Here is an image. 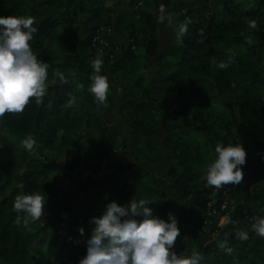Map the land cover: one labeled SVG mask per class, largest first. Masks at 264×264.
Instances as JSON below:
<instances>
[{
	"label": "trees",
	"instance_id": "16d2710c",
	"mask_svg": "<svg viewBox=\"0 0 264 264\" xmlns=\"http://www.w3.org/2000/svg\"><path fill=\"white\" fill-rule=\"evenodd\" d=\"M117 1L0 0V17L35 18L37 32L30 45L37 58L49 66L40 102L30 98L22 112L0 117V135H5L0 140V191L3 185L17 184L21 192H40L47 201L42 219L24 227L15 223L23 214L13 210V202L0 199V264H78L91 237L90 218L99 216L110 201L123 206L132 199L146 198L154 215L166 221L168 213L174 212L173 199L156 187L157 181L145 182L136 174L125 185V177L132 171L125 157L110 175L84 180L70 175L78 167L83 173L101 170L100 159H86L80 146L90 128L100 135L98 140L87 141L91 150L109 138L111 120L104 121L92 112L109 103L118 104L115 117L122 118L132 135L147 140L165 135L162 145H145L141 160L155 169L148 171L149 175L156 171L169 178L175 201L181 205L184 227L196 230L194 222L198 220V229L203 231L214 211L215 220L232 218L218 245L206 246L195 232L187 234L180 229L172 250L189 256L188 240L194 252L204 257L203 264H264V237L252 228L253 218L264 216V0H164L166 19L161 27L154 12L139 6H149L153 0H124L129 3L124 14L117 13L115 8L122 6V0ZM112 14H118L120 39L141 28L145 56L159 62L165 60L160 52V32L172 25L176 43L170 55L176 63L169 74L147 81L149 63L135 80L139 58L132 48L118 61L103 58L101 74L108 78L122 72L127 82L119 97H106L99 103L89 91L95 60L90 52L91 34L108 27ZM135 14L139 15L137 22L133 21ZM82 15L87 16L82 23L87 38L68 47L64 62L59 63L57 51L50 45L62 44L60 28ZM252 20L255 29L249 28ZM186 21L187 31L178 38V26ZM247 39L252 40L251 45ZM222 61L228 63L224 69L218 67ZM52 72L54 81L48 83ZM61 75L66 83L61 82ZM72 97L75 101L68 106ZM241 130L246 132L244 179L234 191L221 188L213 197L215 187L202 179L210 163L206 145L191 144L190 140L202 136L207 145L238 143ZM116 133L108 143L123 148L126 139ZM28 136L36 141L31 150L21 143ZM89 192L96 193V206L84 200ZM230 196L234 211H221ZM213 199H217L214 205ZM72 225L84 228L79 239L62 233ZM240 230L248 233V239L238 238ZM47 240L46 250L41 251Z\"/></svg>",
	"mask_w": 264,
	"mask_h": 264
},
{
	"label": "clouds",
	"instance_id": "9594fccd",
	"mask_svg": "<svg viewBox=\"0 0 264 264\" xmlns=\"http://www.w3.org/2000/svg\"><path fill=\"white\" fill-rule=\"evenodd\" d=\"M158 22L166 19L165 9L160 8ZM32 16L0 17V117L5 113H20L35 98H40L46 91L48 64L39 60L33 53L30 41L37 29L33 27ZM187 21L178 26L177 36L182 37L187 31ZM254 20L249 28L255 29ZM251 45L252 40L247 39ZM215 63V61H213ZM102 61L97 58L92 62L93 73L90 75L89 91L99 103L106 100L109 90L107 76L101 74ZM227 62H220L218 67L224 69ZM61 82L65 78L60 76ZM72 97L67 101L71 106ZM22 147L31 150L36 141L28 136ZM215 158L207 165L202 179L207 185L221 188L229 184L239 185L244 179L242 166L246 164L247 152L242 143H218L215 146ZM44 196L40 192L18 193L12 208L18 215L15 223L28 227L35 223L46 211ZM150 200L142 198L121 206L116 201L108 202L99 216L90 218L91 237L86 241V255L78 264H203L204 257L193 252L189 256L178 255L173 245L180 235L179 221L172 213L168 220L154 215L148 207ZM255 233L264 237V216L254 217ZM81 235L84 228L78 229ZM237 236L248 239V233L240 230Z\"/></svg>",
	"mask_w": 264,
	"mask_h": 264
},
{
	"label": "rangeland",
	"instance_id": "374dc122",
	"mask_svg": "<svg viewBox=\"0 0 264 264\" xmlns=\"http://www.w3.org/2000/svg\"><path fill=\"white\" fill-rule=\"evenodd\" d=\"M120 1V0H118ZM117 1V2H118ZM153 3L149 6H145L144 4H140V8H143L147 11H152L158 17L160 14V8L163 6L164 0H153ZM129 3L127 1L122 0V6H117L115 9L118 14H124L126 10H128ZM139 6H137L139 8ZM164 7V6H163ZM136 9V8H134ZM165 9V8H164ZM133 10V8H132ZM118 14L109 15V26L102 27L99 30L93 32V44L90 49L91 54L94 52L95 56L94 59L99 58L102 60L103 58L111 60V62L118 61L121 59L126 50L128 48H132L135 52L137 57L139 58L136 62V74L135 80L138 76H140L146 67V64H150L151 67L149 72L147 73L146 80L150 81L153 79H160L165 75L169 74L173 71L174 65L176 63V59L170 55L171 51L175 48V39L173 38V29L172 25L167 28L166 32L163 30L160 32V41H161V48L160 52L165 55V60L162 62L157 61V59H150L145 56V47L142 44L141 39L142 37V29L137 28L134 33L129 37H125L120 39L119 31H117L116 23L118 19ZM87 16L82 15L74 22L69 23L68 25L62 26L60 28V35L63 37L62 44L59 42H53L50 46L52 49L57 51V60L59 63L64 62V58L67 56V48L71 45L78 43L87 38L86 31L82 23L86 20ZM139 19V15H134V22H137ZM175 19V17L173 18ZM158 20V19H157ZM161 25L163 22H158ZM93 59V54H92ZM55 78V73L52 72L49 76L48 83H52ZM109 82V90L107 92V97H119L121 91L124 89V84L127 82L124 78V73L119 72L115 76L108 77ZM133 83L129 81L128 86L132 85ZM211 106H209L210 108ZM118 110L117 103H109L107 106L100 105L96 109H93L92 112L94 115L101 117L104 121L111 120V123L107 126L109 131L107 132V136L109 138L105 139V141L96 144L98 146L96 149L91 150V146L87 142L91 138L99 139L100 135H95V131L91 128L84 132V141L80 146L81 152L84 154L86 159H94L97 161L100 159L101 163V170L95 174L92 171H87L83 173L82 168L78 167L73 172H70V175H74L76 178L79 179H86L88 176H92L94 179H97L101 176L110 175L116 164L125 157L127 159L128 164L132 167V171L128 176L125 177L124 183L128 182V179H135L136 174L140 179L145 182H158L156 187H160L163 191L169 194V196L174 201V212L173 214L179 221L178 227L181 231L185 233H192L195 232L199 236V240L204 243L206 246H216L219 244L220 239L223 236L225 230L232 225V218L230 215L218 218L215 220L214 214L212 217H207V222L203 231L199 230L198 227L200 226V222L196 220L194 223L197 227L196 230L184 227L182 225V212H181V205L175 201V196L173 194L172 189L170 188L169 178L166 174H161L154 171V175L148 173L150 170H155L149 163L143 162L141 160V156L143 154V150L145 149V145L147 143H152L156 145H162L165 139V135L161 134L152 140H147L140 135L135 136L131 134L130 127L122 122V118L116 115V111ZM113 121V122H112ZM116 131H118V137L121 140L126 139L124 147L114 148L109 145L108 141L111 142L112 136L117 135ZM5 135H0V140L5 139ZM246 140V132L241 130L240 132V140L238 143H242L243 146ZM197 142H201L206 145V156H209L210 163L215 158V146L214 145H207L206 140L202 136H196L195 138L190 140L191 144H196ZM108 145L110 146L108 148ZM129 177V178H128ZM21 193L20 186L17 184H10V185H3V188L0 191V199L6 197L11 202H13L15 196ZM84 200L89 206H96L97 199L95 192H89L88 194L84 195ZM217 203V199H213L212 205ZM225 207V208H224ZM235 202L230 197H227L224 203L221 205V211H226L231 213L234 211ZM101 210V209H99ZM217 215V214H216ZM42 219V216L39 220ZM193 227V226H192ZM253 228V227H252ZM79 227L76 225H72L71 227H64L62 229V233L69 232L71 235H74L75 238H80V232L78 231ZM188 243L189 250L187 251L188 255H191L194 252V248L192 244L187 240L185 241ZM48 244V240L45 244L41 246V251H45ZM231 257H235V253L231 254ZM236 258V257H235Z\"/></svg>",
	"mask_w": 264,
	"mask_h": 264
},
{
	"label": "built area",
	"instance_id": "2783aa9c",
	"mask_svg": "<svg viewBox=\"0 0 264 264\" xmlns=\"http://www.w3.org/2000/svg\"><path fill=\"white\" fill-rule=\"evenodd\" d=\"M221 188L225 189L226 192L234 191L236 188V185L229 184L227 186H222ZM221 188H215L213 191V197L216 196V194L220 191ZM225 208V207H224ZM214 215H216V211L213 212Z\"/></svg>",
	"mask_w": 264,
	"mask_h": 264
}]
</instances>
